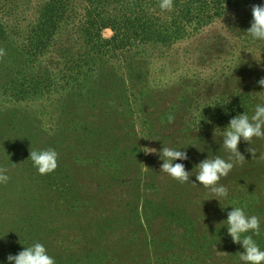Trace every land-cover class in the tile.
<instances>
[{"label": "rangeland", "instance_id": "obj_1", "mask_svg": "<svg viewBox=\"0 0 264 264\" xmlns=\"http://www.w3.org/2000/svg\"><path fill=\"white\" fill-rule=\"evenodd\" d=\"M261 3L252 0L179 46L152 52L149 67L156 73L150 70L138 100L118 77L60 103L52 101L56 95L30 104L0 95V137L13 141L0 149V168L10 177L0 184V264L34 242L53 258L73 255L68 264H239L243 249L221 223L230 206L244 207L261 218L264 236V171L241 169L252 156L244 150L245 162L222 178L229 197L218 202L198 184L171 179L160 171L159 157L143 148H180L188 155L186 171L195 174L202 149L183 143L181 130L190 127L192 136L202 125L224 129L234 116L252 113L264 97L257 84L264 77V42L244 33L252 6ZM222 107L226 117L218 112ZM86 125L102 130L94 135ZM22 133L24 141L17 142ZM47 148L58 152V167L39 175L27 159L32 150ZM173 213L185 222L176 223Z\"/></svg>", "mask_w": 264, "mask_h": 264}, {"label": "trees", "instance_id": "obj_2", "mask_svg": "<svg viewBox=\"0 0 264 264\" xmlns=\"http://www.w3.org/2000/svg\"><path fill=\"white\" fill-rule=\"evenodd\" d=\"M250 1L173 0V9L162 11L160 0H0V95L17 104L56 95L59 97L52 101L60 103L70 94L82 95L86 88L97 92L102 89L99 82L103 78L118 77L124 81V91L137 93L134 100H138L145 95L141 91L150 70L155 72L149 67L152 52L179 46L217 20L236 15ZM134 105L126 103L129 108ZM218 112L227 116L224 107ZM207 120L214 118L207 114ZM88 128L94 135L102 130L86 125L85 130ZM189 130L182 129L180 137L183 143H193L192 151L204 150L198 153L200 160L207 155L228 157L220 147L218 133L214 135L215 125H202V132L194 128L192 136L187 134ZM23 135L17 142L24 141ZM11 143L0 137V149H8ZM251 146L257 150V158L246 161L241 169L256 174L264 171V162L258 159L264 153V139H254ZM248 147L243 141L238 145L241 154ZM0 153L2 156L3 150ZM240 177L246 178L243 172ZM173 216L176 223L185 222L181 213ZM257 239L263 243V234ZM201 243L196 242V247L203 249ZM203 243L209 245L205 240ZM150 249L154 254L153 244ZM54 259L56 264H68L74 256L58 255Z\"/></svg>", "mask_w": 264, "mask_h": 264}, {"label": "clouds", "instance_id": "obj_3", "mask_svg": "<svg viewBox=\"0 0 264 264\" xmlns=\"http://www.w3.org/2000/svg\"><path fill=\"white\" fill-rule=\"evenodd\" d=\"M159 7L162 11H171L173 0H160ZM251 16L250 26L245 30L244 35L251 41L264 42V2L252 6ZM221 25L224 27L222 23ZM257 84L261 88L258 94L264 93V77L259 79ZM169 122H171V117H169ZM217 133L220 147L229 154L228 157L207 155V158L194 167L195 174L193 170L186 171L183 162L188 160V155L180 148L162 146L158 151L155 148L145 147L143 152L145 155H157L162 161L160 171L171 179L196 187L198 184L211 194L212 199L220 202L229 197V189L221 183L222 178L228 177L237 163L245 162V156L238 149L241 141L250 146L246 149L248 154L257 158V150L251 146V142L254 139H264V97L254 105L250 115L244 111L234 116L222 131L217 128L214 135ZM198 151L203 152L204 150ZM258 159L264 160V153L259 154ZM27 160L31 161L37 174L48 175L58 167V152L53 148L32 150ZM193 176L194 181L191 180ZM9 179L7 169L0 168V184H6ZM230 207L231 211L227 213V219L221 224H226L223 228H226L231 241L239 244L243 249L237 254L239 264H264V249L254 239L255 236L261 235V218L258 215L247 214L244 207ZM6 264H56V261L49 255L43 243L34 242L30 246H24L18 254L8 255Z\"/></svg>", "mask_w": 264, "mask_h": 264}]
</instances>
